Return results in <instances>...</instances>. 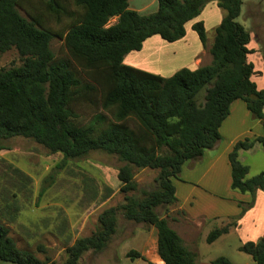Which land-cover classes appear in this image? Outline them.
<instances>
[{
	"label": "trees",
	"instance_id": "trees-1",
	"mask_svg": "<svg viewBox=\"0 0 264 264\" xmlns=\"http://www.w3.org/2000/svg\"><path fill=\"white\" fill-rule=\"evenodd\" d=\"M210 1L223 15L207 48V64L181 67L163 77L122 63L124 55L138 51L150 36L166 42L181 38L184 23ZM263 1L256 0V6ZM24 3L28 0H0V53L12 48L20 61L0 68V150L7 148L4 140L22 137L49 153H60L61 163L90 151L114 155L122 163L116 178L119 191L125 193L123 202L103 209L94 231L64 247L62 264H76L88 250H103L115 231L117 210L124 219L155 229L162 264H194V253L183 246L156 208L176 202L171 179L178 177L185 161H196L204 150L214 148L220 139L218 127L235 99L244 102L263 131L235 141L226 156L230 189L250 195L245 205L238 202L239 214L252 205L256 189L264 192V172L246 178L247 165L238 159L239 151L255 143L264 147V89L250 80L254 71L246 60L249 33L235 21L241 0H156L155 10L147 14L128 8L127 0H72L71 9L58 0H42V9L26 11L27 17L18 11ZM64 17L60 30L53 32L47 26V20L59 22ZM113 17L114 22L107 24ZM191 29L204 46L201 21L192 23ZM55 34L62 39L64 57L55 58L49 48ZM80 103L101 111L82 124L75 111ZM128 121L135 122L136 129ZM134 168L156 170L152 189L132 194ZM234 224L232 220L210 230L205 241H213ZM8 232L7 225L0 223V261L51 264L17 247ZM36 249L42 251L40 245ZM237 249L253 264H264V233ZM126 256L145 260L133 250ZM211 263L231 264L223 256Z\"/></svg>",
	"mask_w": 264,
	"mask_h": 264
},
{
	"label": "rangeland",
	"instance_id": "rangeland-1",
	"mask_svg": "<svg viewBox=\"0 0 264 264\" xmlns=\"http://www.w3.org/2000/svg\"><path fill=\"white\" fill-rule=\"evenodd\" d=\"M58 1L69 9L73 8L72 0ZM127 1H130L129 5L141 14H147L155 9V0ZM249 2V0H241L240 11L235 21L244 29L252 31L251 25L259 24L261 19L262 5L250 7ZM41 3L42 0H28V3L22 5L24 8H18V11L22 16L27 17V12L37 13L42 9ZM36 8L39 10L37 11ZM254 11L255 15H253ZM250 12L254 17L250 16ZM114 20V17L110 18L107 24ZM65 23L66 17L61 18L59 22L47 20V26L53 32L60 30ZM210 34V31L206 32L207 37H210ZM259 35L264 37V32H260ZM149 39L146 43V50L149 51L145 50L142 53L131 51L126 57L133 58L135 64L138 57H145L155 69L153 73L162 76H167L168 73L180 67L188 68L185 64L187 62H184L182 58L172 60L170 56L165 55V51L169 53V46L161 49V59H155L153 52L158 51V42L162 40L156 35ZM161 43L166 44L164 41ZM49 48L55 58L66 56L62 39L56 34L52 36ZM19 62L16 51L12 48L0 53V68L18 65ZM75 111L80 123L85 124L94 113L101 110L97 106L80 103L75 107ZM128 125L136 129L135 122L128 121ZM3 143L7 148L0 150V223L7 225L8 235L17 247L31 251L41 260L47 258L48 263L62 264L65 259L64 247L70 245L75 238L94 231L97 226V215L103 209L123 202L125 193L119 191L120 183L116 178V170L122 163L114 155L100 151H90L82 157L66 159L61 163L60 153H49L30 139L11 137ZM213 151L214 149L208 151V154H213ZM246 156L244 161L247 165L246 178L261 171L264 172V147L261 144L254 152L247 153ZM16 170L22 173L19 174ZM132 173L136 183V189L132 194L140 195V190L147 191L154 187L156 170L134 168ZM200 187H204V184L202 183L198 188ZM166 207H157L156 212L161 216H164L166 212L165 216L175 214L174 204ZM137 224L124 219L120 210L116 211L117 229L122 226L132 229ZM210 224H208L209 227L204 226L201 231H198L195 244L197 256L205 251L211 255H220L223 249L222 253L229 256L231 260L238 261L241 256L249 260L247 264H251L249 256L245 253H239L241 255L233 253L231 237L227 239L229 245L222 242L204 243L201 237L211 229ZM141 225L144 226V224ZM116 237L117 235L113 236L108 245L98 253H92L90 250L84 252L76 264H118V262L113 263L114 259H112ZM37 245L42 247V251L36 249ZM0 264L13 263L0 261Z\"/></svg>",
	"mask_w": 264,
	"mask_h": 264
},
{
	"label": "crops",
	"instance_id": "crops-1",
	"mask_svg": "<svg viewBox=\"0 0 264 264\" xmlns=\"http://www.w3.org/2000/svg\"><path fill=\"white\" fill-rule=\"evenodd\" d=\"M249 1L250 7L256 5V0ZM129 3L130 1H127L128 8L139 12L137 9L131 7ZM261 5L260 14L262 15L259 24L255 26L251 25L252 31L246 29L249 33V41L246 47L250 50L246 54V60L252 64L254 73L250 76V80L255 83L257 89H264V44H259L260 42H264L263 35H259L260 32H264V1ZM154 6L156 7V0ZM251 11L253 12V10ZM255 13L254 11L253 15ZM222 15L223 10L217 7L214 1L206 3L197 16L184 23V35L181 38L172 42L164 41L167 45L161 43L163 40H159L161 41L158 42L159 49L153 52L154 58L161 59V49L169 46V53L165 51V55L170 56L172 60L182 58L184 62H187L185 64L188 66V69H194L207 64L210 61L207 48L212 42L214 28L219 23ZM253 15L250 12V16L254 17ZM196 21H201L204 29V46L198 40L195 31L191 29V24ZM207 31H210V37H207ZM150 37L142 42L141 48L137 51L138 53H142L147 49L146 43L150 40ZM255 37L258 38V41ZM127 55L123 56L122 63L147 72H155V69L146 61L145 57H138L135 64L133 63V58H128L126 57ZM174 71L168 73L167 76L171 75ZM218 133L220 139L214 148H212L214 149L213 154H208V151L212 149H206L196 161H185L180 167L178 177L171 179L176 198V202L174 203L175 214L165 216L166 212L163 217L166 218L167 225L180 237L183 246L188 251L194 253V264H212L211 261L218 256L227 258L231 264H247L249 260L241 256H239L241 259L238 261L231 260L229 256L222 253L223 249L220 251V255H211L207 251L203 252L200 256L196 255L197 249L195 248V244L197 242L198 231H201L204 226L209 227L208 224L210 223H212V225L210 224L212 226L210 230H212L234 220L235 224L233 226L229 227L225 233L220 234L209 243L222 242L225 245H229L227 239L231 237L233 244L231 248L234 251L233 253L237 255H241L239 253H242L237 249L241 243L246 241L254 242L264 233V192L256 189L252 205L239 214L240 207L238 202L245 205L249 201L250 195L230 189L229 164L226 157L235 141L244 137L252 139L260 136L263 133L262 127L257 119L250 117V113L246 109L244 102L240 99H235L229 104L228 114L221 121ZM258 145L259 143H255L250 149L239 151V161L244 164L247 153L254 152ZM202 183L204 187H200L199 189L198 187ZM138 225L139 223L132 229L125 226L118 229L115 227V231L111 236L112 238L117 235L114 240L116 244L113 247L114 252H112L113 263L162 264L156 253L155 229L152 226ZM209 231L201 237L204 239V243H207L205 237ZM120 244L121 246H119ZM129 250L138 252L145 260L141 258H128L126 252ZM250 262L253 264L251 258Z\"/></svg>",
	"mask_w": 264,
	"mask_h": 264
}]
</instances>
